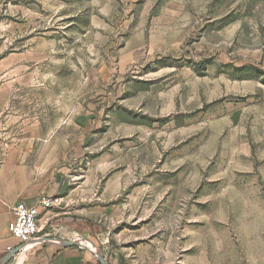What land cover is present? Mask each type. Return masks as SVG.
<instances>
[{
    "label": "rangeland",
    "instance_id": "rangeland-1",
    "mask_svg": "<svg viewBox=\"0 0 264 264\" xmlns=\"http://www.w3.org/2000/svg\"><path fill=\"white\" fill-rule=\"evenodd\" d=\"M0 87L50 224L75 220L34 242L264 264V0H0Z\"/></svg>",
    "mask_w": 264,
    "mask_h": 264
},
{
    "label": "crops",
    "instance_id": "crops-1",
    "mask_svg": "<svg viewBox=\"0 0 264 264\" xmlns=\"http://www.w3.org/2000/svg\"><path fill=\"white\" fill-rule=\"evenodd\" d=\"M5 107V93L0 87V257L6 253L7 248L20 245L8 229L13 221V206L19 201L32 204L40 196L54 195L55 192V187L45 179L41 169L27 161L26 152L21 146L7 144L6 127L1 118ZM53 210L54 208L41 210L38 217L39 232L46 226L69 229V225L75 221L71 216H59L56 217L55 224H50ZM49 234H40L39 238ZM59 240L79 243L62 233L46 242L32 241L24 245L20 250L23 251L15 255L8 264H92L89 251L83 250L79 245H63Z\"/></svg>",
    "mask_w": 264,
    "mask_h": 264
},
{
    "label": "built area",
    "instance_id": "built-area-1",
    "mask_svg": "<svg viewBox=\"0 0 264 264\" xmlns=\"http://www.w3.org/2000/svg\"><path fill=\"white\" fill-rule=\"evenodd\" d=\"M60 205V198L50 196H41L32 204L17 202L12 210L13 221L8 226L11 236L19 244L37 240L39 233L38 217L41 210L56 208ZM9 250L10 248H7L5 251Z\"/></svg>",
    "mask_w": 264,
    "mask_h": 264
},
{
    "label": "water",
    "instance_id": "water-1",
    "mask_svg": "<svg viewBox=\"0 0 264 264\" xmlns=\"http://www.w3.org/2000/svg\"><path fill=\"white\" fill-rule=\"evenodd\" d=\"M60 243L63 244V245H73V244H75L74 241H70V240H61ZM26 244H28V242H25V243H23V244H20V245H18V246H16V247L12 248L9 252H7V253L1 258V260H0V264H6L10 259H12L16 254H18L19 251L22 249V247H23L24 245H26ZM77 245L81 246V244H77ZM82 246L86 247L85 245H82ZM99 260H100V263H101V264H106V261L104 260L103 257H100Z\"/></svg>",
    "mask_w": 264,
    "mask_h": 264
},
{
    "label": "bare ground",
    "instance_id": "bare-ground-1",
    "mask_svg": "<svg viewBox=\"0 0 264 264\" xmlns=\"http://www.w3.org/2000/svg\"><path fill=\"white\" fill-rule=\"evenodd\" d=\"M29 246V245H28Z\"/></svg>",
    "mask_w": 264,
    "mask_h": 264
},
{
    "label": "trees",
    "instance_id": "trees-1",
    "mask_svg": "<svg viewBox=\"0 0 264 264\" xmlns=\"http://www.w3.org/2000/svg\"><path fill=\"white\" fill-rule=\"evenodd\" d=\"M75 246V245H74Z\"/></svg>",
    "mask_w": 264,
    "mask_h": 264
}]
</instances>
